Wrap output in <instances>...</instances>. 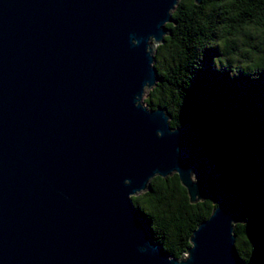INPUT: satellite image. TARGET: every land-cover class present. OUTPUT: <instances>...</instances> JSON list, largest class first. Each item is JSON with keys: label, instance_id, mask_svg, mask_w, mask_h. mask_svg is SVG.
<instances>
[{"label": "water", "instance_id": "water-1", "mask_svg": "<svg viewBox=\"0 0 264 264\" xmlns=\"http://www.w3.org/2000/svg\"><path fill=\"white\" fill-rule=\"evenodd\" d=\"M178 2L0 0V264H245L199 130L141 103ZM173 173L216 204L182 258L131 199Z\"/></svg>", "mask_w": 264, "mask_h": 264}, {"label": "trees", "instance_id": "trees-1", "mask_svg": "<svg viewBox=\"0 0 264 264\" xmlns=\"http://www.w3.org/2000/svg\"><path fill=\"white\" fill-rule=\"evenodd\" d=\"M172 16L154 52L157 85L143 104L166 108L173 128L189 122L199 130L219 181L241 198L237 252L245 264H264V0H179ZM131 199L174 258L216 207L210 199L191 203L176 173L155 176Z\"/></svg>", "mask_w": 264, "mask_h": 264}, {"label": "rangeland", "instance_id": "rangeland-1", "mask_svg": "<svg viewBox=\"0 0 264 264\" xmlns=\"http://www.w3.org/2000/svg\"><path fill=\"white\" fill-rule=\"evenodd\" d=\"M148 92H149V89H147V90L145 91V94H144V96H143V98H142V100H141L142 104H143V99H144L145 96H147ZM143 105H144V104H143ZM211 180H212V179H211ZM212 181H213V180H212ZM213 183H214V182H213Z\"/></svg>", "mask_w": 264, "mask_h": 264}]
</instances>
